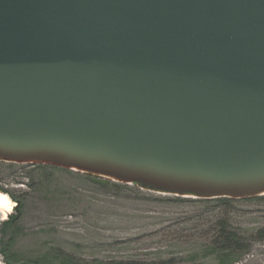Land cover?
I'll return each mask as SVG.
<instances>
[{
    "label": "water",
    "instance_id": "95a60500",
    "mask_svg": "<svg viewBox=\"0 0 264 264\" xmlns=\"http://www.w3.org/2000/svg\"><path fill=\"white\" fill-rule=\"evenodd\" d=\"M3 161L264 196V0H0Z\"/></svg>",
    "mask_w": 264,
    "mask_h": 264
},
{
    "label": "rangeland",
    "instance_id": "374dc122",
    "mask_svg": "<svg viewBox=\"0 0 264 264\" xmlns=\"http://www.w3.org/2000/svg\"><path fill=\"white\" fill-rule=\"evenodd\" d=\"M0 188L17 196L24 207L21 231L8 252L15 264L36 260L67 264L57 254L59 250L75 259L74 264H140L152 262L159 254L185 257L193 248L163 235L166 227L190 211L157 202V197L166 196L161 193L136 191L132 185L115 190L83 172L4 161L0 162ZM241 209L243 229L264 225V202ZM3 222L0 215V239ZM2 255L0 242V264H4ZM241 264H264V243H257Z\"/></svg>",
    "mask_w": 264,
    "mask_h": 264
},
{
    "label": "trees",
    "instance_id": "16d2710c",
    "mask_svg": "<svg viewBox=\"0 0 264 264\" xmlns=\"http://www.w3.org/2000/svg\"><path fill=\"white\" fill-rule=\"evenodd\" d=\"M31 166V165H30ZM35 168H48L47 166L37 165ZM88 175V174H87ZM93 177L91 175H88ZM97 177V176H94ZM105 187L112 189H127L120 183L97 177ZM133 189L139 191H153L151 188L141 184L132 185ZM2 193L7 194L16 204L15 214L8 216L7 220L1 224V253L3 254L4 264H15L10 258V252L15 246V237L21 231L20 217L23 213L22 201L12 193L0 188ZM157 202H164L178 207H188L189 211L184 219L166 227L163 231L164 236L169 240L183 241L192 245L191 251L184 256L159 254L152 262H140V264H241L242 260L249 256L253 247L264 243V225L251 230L243 229L240 226L239 218L244 215L242 205L250 203L264 202V196L260 198L234 200L231 198L192 199L163 196L157 197ZM181 226L179 229L176 227ZM10 229V236L8 231ZM163 229V228H162ZM158 231L155 232V234ZM159 233V232H158ZM67 264L77 263L70 255L59 250L57 253ZM42 260V259H41ZM27 264H43L38 260Z\"/></svg>",
    "mask_w": 264,
    "mask_h": 264
},
{
    "label": "bare ground",
    "instance_id": "6f19581e",
    "mask_svg": "<svg viewBox=\"0 0 264 264\" xmlns=\"http://www.w3.org/2000/svg\"><path fill=\"white\" fill-rule=\"evenodd\" d=\"M15 204L11 198L0 191V215L2 220L6 221L8 216L14 211Z\"/></svg>",
    "mask_w": 264,
    "mask_h": 264
}]
</instances>
